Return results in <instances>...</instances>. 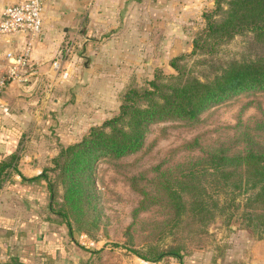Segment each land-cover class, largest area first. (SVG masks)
Here are the masks:
<instances>
[{
  "label": "rangeland",
  "instance_id": "obj_1",
  "mask_svg": "<svg viewBox=\"0 0 264 264\" xmlns=\"http://www.w3.org/2000/svg\"><path fill=\"white\" fill-rule=\"evenodd\" d=\"M177 2L184 19L171 20L167 36L155 29L152 36L134 38V51L125 46L126 51L115 55V64L102 62L98 55L89 65L77 52L68 79L59 81L54 92L59 96L52 108L54 115L44 117L43 131L33 134V140L24 145L41 155L42 165L51 148L53 152L59 144L79 139L90 126L115 114L119 95L127 85L143 84L155 69L165 75L173 72L170 58L190 51L192 38L204 27L202 13L213 8V0H171L169 15L176 13ZM159 18L155 17V28ZM263 50V42L251 31H244L216 46V65ZM193 60L185 61L198 70ZM249 146H264V90L243 91L204 110L193 121L150 123L138 150L96 161L92 196L83 200L77 218L69 216V231L63 222L55 221L59 217L42 209L40 217L55 227L50 229L57 230L56 239L61 242L51 250L52 256L60 257L56 264H264V237H256L238 216L226 219L215 211L211 199L227 197L225 204L230 194L210 182L211 170L204 163L213 149L235 153ZM188 182L203 186L200 191L210 195L207 200L209 213L215 211L213 217L200 221L198 215L186 211V203L185 207L173 205L171 192L176 190L186 200L189 192L183 186ZM56 187L57 206L62 190L59 184ZM169 248L176 249L180 257L163 253L153 260L158 251Z\"/></svg>",
  "mask_w": 264,
  "mask_h": 264
},
{
  "label": "trees",
  "instance_id": "obj_2",
  "mask_svg": "<svg viewBox=\"0 0 264 264\" xmlns=\"http://www.w3.org/2000/svg\"><path fill=\"white\" fill-rule=\"evenodd\" d=\"M202 15L204 27L192 38L190 51L170 58L168 64L172 73L165 75L155 69L143 84L127 85L119 95L115 114L90 126L79 139L59 144L56 154L42 165L37 175L25 177L20 174L24 181L36 178L45 181L46 208L59 217L55 221L63 222L68 231L71 226L69 216L75 214L77 218L83 200L92 196L96 161L119 158L138 150L150 123L193 121L204 110L243 91L264 90V50L252 57L230 59L218 65L215 57V48L220 42L244 31H251L253 37L264 44V0H213V8ZM192 57L198 70L185 61ZM16 162V151L0 160V186L11 171L17 172ZM204 163H208L211 170L210 182L225 187L230 194L225 204L227 197L222 201L218 196L210 198L215 211L224 214L226 219L238 216L256 237H264V146H249L235 153L213 149ZM48 172L54 176L50 177ZM58 184L62 192L56 206ZM183 188L189 192L186 200L181 199L176 190L170 194L175 207H185L186 203V211L198 215L200 221L213 217L215 211L209 213L207 200L210 195L200 191L203 186L188 182ZM229 207L231 209L224 211ZM163 253L180 257L176 249L169 248L158 251L153 260Z\"/></svg>",
  "mask_w": 264,
  "mask_h": 264
},
{
  "label": "crops",
  "instance_id": "obj_3",
  "mask_svg": "<svg viewBox=\"0 0 264 264\" xmlns=\"http://www.w3.org/2000/svg\"><path fill=\"white\" fill-rule=\"evenodd\" d=\"M17 1L0 0V11ZM170 4L171 0H43L41 28L31 45L26 80L10 82L0 94V160L16 151L19 172L11 171L0 186V264H56L60 260L51 253L61 244L56 239L57 230L40 217L46 209L43 202H47L44 181H24L20 174L31 177L41 170V155L24 145L33 140V134L43 131L44 117L54 115L52 108L59 100L54 92L61 85L59 81L68 79L79 57L77 52L89 65L98 55H102V62L115 64V55L126 51L125 46L134 51V38L152 36L155 29L167 36L169 22L184 19V11L178 10L181 3L177 2L174 15L167 13ZM158 15L159 27L155 28ZM24 38L21 33L0 35V71L6 64L5 51L19 47ZM66 45L71 52L55 70L51 60ZM50 150L46 160L56 154L57 147Z\"/></svg>",
  "mask_w": 264,
  "mask_h": 264
},
{
  "label": "built area",
  "instance_id": "obj_4",
  "mask_svg": "<svg viewBox=\"0 0 264 264\" xmlns=\"http://www.w3.org/2000/svg\"><path fill=\"white\" fill-rule=\"evenodd\" d=\"M43 0H20L5 5L0 11V35H24L23 43L5 51L6 64L0 71V94L14 80H26L24 72L29 64L33 40L38 37L42 21ZM71 47L64 46L54 54L50 65L59 70L61 63L70 54Z\"/></svg>",
  "mask_w": 264,
  "mask_h": 264
}]
</instances>
